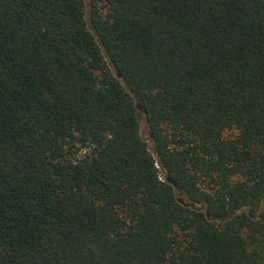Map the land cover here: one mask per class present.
<instances>
[{"label": "trees", "instance_id": "trees-1", "mask_svg": "<svg viewBox=\"0 0 264 264\" xmlns=\"http://www.w3.org/2000/svg\"><path fill=\"white\" fill-rule=\"evenodd\" d=\"M0 264H264V0H0Z\"/></svg>", "mask_w": 264, "mask_h": 264}, {"label": "rangeland", "instance_id": "rangeland-1", "mask_svg": "<svg viewBox=\"0 0 264 264\" xmlns=\"http://www.w3.org/2000/svg\"><path fill=\"white\" fill-rule=\"evenodd\" d=\"M85 8H86L85 12H86V14H88L89 4L87 1H85ZM139 134H140L141 138L146 142L150 153L153 154V143H152L151 132H150V130L146 124V121L143 118H141L139 121ZM160 178H161V180H164V176L162 174H160Z\"/></svg>", "mask_w": 264, "mask_h": 264}, {"label": "water", "instance_id": "water-1", "mask_svg": "<svg viewBox=\"0 0 264 264\" xmlns=\"http://www.w3.org/2000/svg\"><path fill=\"white\" fill-rule=\"evenodd\" d=\"M136 108H137V110H138V111H140V110H141V108H140V105H139V104H137V105H136ZM168 182H169V183H171V182H170V180H168ZM179 202H180V203H182V200L180 199V200H179ZM185 206H187V205H185Z\"/></svg>", "mask_w": 264, "mask_h": 264}]
</instances>
